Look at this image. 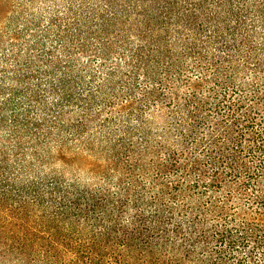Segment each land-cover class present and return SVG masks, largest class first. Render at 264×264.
I'll return each mask as SVG.
<instances>
[{"label":"trees","instance_id":"16d2710c","mask_svg":"<svg viewBox=\"0 0 264 264\" xmlns=\"http://www.w3.org/2000/svg\"><path fill=\"white\" fill-rule=\"evenodd\" d=\"M0 264H264V0H0Z\"/></svg>","mask_w":264,"mask_h":264}]
</instances>
